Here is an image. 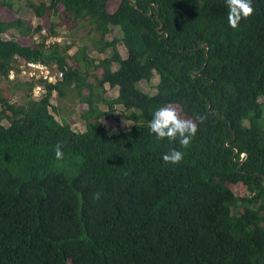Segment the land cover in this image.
I'll return each mask as SVG.
<instances>
[{
    "label": "trees",
    "instance_id": "obj_1",
    "mask_svg": "<svg viewBox=\"0 0 264 264\" xmlns=\"http://www.w3.org/2000/svg\"><path fill=\"white\" fill-rule=\"evenodd\" d=\"M135 1L27 0L38 17L58 15L33 44L4 38L15 25L0 17V78L19 57L64 71L40 97L34 83L9 79L22 109L0 90V264H264V0L236 29L225 0ZM85 22L78 41L101 55L94 64L85 44L74 53L73 39L46 44L58 26ZM114 27L126 55L107 39ZM155 75V91L143 90ZM66 87L88 104L85 130L52 113L53 92ZM95 89L123 106L129 128L97 117ZM169 104L206 117L187 148L150 133L154 111ZM173 149L184 159L164 163Z\"/></svg>",
    "mask_w": 264,
    "mask_h": 264
},
{
    "label": "rangeland",
    "instance_id": "obj_2",
    "mask_svg": "<svg viewBox=\"0 0 264 264\" xmlns=\"http://www.w3.org/2000/svg\"><path fill=\"white\" fill-rule=\"evenodd\" d=\"M14 7L4 6L0 3V17L5 21H14L13 27L7 29L5 32H3L4 38H10L14 37L21 41L24 44H33L36 43L40 39V34H46L49 32L48 28L50 26V23L52 19L56 20L58 18V15L56 14L54 17H38L33 8H31L27 0H13ZM114 6V4H112ZM59 10H63V6L59 4ZM23 21H30L33 26H41L40 33H36L34 36L31 34H23L19 32L18 25H20V22ZM45 29V32L43 30ZM89 29L88 23H78L76 25H70V26H58L57 27V36L50 37L49 41H52L54 39H57L59 41L57 42H63V41H70L71 39L76 41L75 46H72L70 49V53H74L77 51L79 47L82 45L87 47V51L89 55L94 58L90 62V64H94L96 60H98L101 55L98 54V52L87 43H83L81 41H78V37L81 35H85ZM119 28L114 27L110 32L107 34L108 40H113L117 45L122 54L126 55V48L123 45L122 41L119 39ZM96 74L100 75L101 69H97L95 71ZM9 79H15L10 78ZM8 79V80H9ZM4 77L0 78V90L4 95H7L10 97L11 102H16L19 104L20 109L23 107V98H22V91H13L12 90V83L15 82H9ZM90 81H93L94 79L92 77L89 78ZM158 80V76L155 75V77L152 78L151 81L147 82L145 80L140 82V86L143 90L148 91L150 93L155 91V84ZM15 81V80H14ZM106 87V95L109 97H113L117 94V89L109 86V84H105ZM52 96V104L57 107V112L52 111L56 118L59 121H68L71 126L76 130H85L86 128V120L83 117V111L87 109L88 104L84 100H81L77 89L76 88H65V94L63 96H60L57 91L53 92ZM88 93V89L83 90L82 94L85 95ZM91 105L94 107V112L97 115L98 118L102 122H104L112 131H118L120 129H127L130 127L132 122L130 120H127L124 116V109L121 105H115L113 102L108 101L104 102L102 100V96L99 90L95 89L92 99H91ZM175 106L180 115L182 117L191 118L190 116L182 113L178 106ZM9 114V113H8ZM95 115V116H96ZM7 121V118L5 119V123ZM233 189L238 192L242 193L244 190L243 184L233 185Z\"/></svg>",
    "mask_w": 264,
    "mask_h": 264
},
{
    "label": "clouds",
    "instance_id": "obj_3",
    "mask_svg": "<svg viewBox=\"0 0 264 264\" xmlns=\"http://www.w3.org/2000/svg\"><path fill=\"white\" fill-rule=\"evenodd\" d=\"M227 8V23L236 29L242 20L251 18L254 14L252 0H225ZM205 116L196 119L182 117L178 109L173 105H167L156 109L153 118L148 124L151 134H154L157 141H178L182 148L190 146L192 139L198 132V123H203ZM64 153L60 145L55 148V159L63 160ZM166 164L176 165L184 159L183 152L173 149L162 157Z\"/></svg>",
    "mask_w": 264,
    "mask_h": 264
},
{
    "label": "built area",
    "instance_id": "obj_4",
    "mask_svg": "<svg viewBox=\"0 0 264 264\" xmlns=\"http://www.w3.org/2000/svg\"><path fill=\"white\" fill-rule=\"evenodd\" d=\"M43 32H45V29ZM49 39L50 38L46 40L47 45L59 41L57 39L49 41ZM9 77L22 82L34 83L32 95L33 97H40L45 92V82L55 83L62 80L64 71L59 69L56 64L51 66L39 60H28L24 57H19L16 67L9 71L8 78Z\"/></svg>",
    "mask_w": 264,
    "mask_h": 264
},
{
    "label": "water",
    "instance_id": "obj_5",
    "mask_svg": "<svg viewBox=\"0 0 264 264\" xmlns=\"http://www.w3.org/2000/svg\"><path fill=\"white\" fill-rule=\"evenodd\" d=\"M130 2H131L133 5H135L136 7H138V5H137V3H136L135 0H130ZM202 46H203V47H206L205 54H206V57H207V53H208V50H209L210 46H209V44H207V43L203 44ZM201 70H202V68H201L199 71H196V72L192 71L191 74H195L196 76H200ZM210 105H211V104L209 103V107H210ZM234 148H235V153H234V155H236V154L238 153L239 149H238L236 146H234ZM244 154H245V152L241 153L242 157H243Z\"/></svg>",
    "mask_w": 264,
    "mask_h": 264
}]
</instances>
